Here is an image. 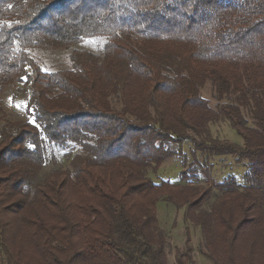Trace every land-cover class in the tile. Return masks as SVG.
Returning a JSON list of instances; mask_svg holds the SVG:
<instances>
[{
  "label": "trees",
  "instance_id": "16d2710c",
  "mask_svg": "<svg viewBox=\"0 0 264 264\" xmlns=\"http://www.w3.org/2000/svg\"><path fill=\"white\" fill-rule=\"evenodd\" d=\"M88 39L104 43L74 49ZM37 49L71 67L45 71ZM14 84L29 120L0 129L9 264H169L161 201L214 264H264V0H0V103ZM222 120L243 145L212 135ZM57 151L68 167L49 170ZM176 157L181 181L155 182ZM227 157L243 183H200Z\"/></svg>",
  "mask_w": 264,
  "mask_h": 264
},
{
  "label": "rangeland",
  "instance_id": "374dc122",
  "mask_svg": "<svg viewBox=\"0 0 264 264\" xmlns=\"http://www.w3.org/2000/svg\"><path fill=\"white\" fill-rule=\"evenodd\" d=\"M103 43V39H88L82 44L76 45L74 49L97 52ZM32 54L45 71L69 69L71 67L68 50L51 51L37 49L33 50ZM21 89L22 85L14 84L13 86L7 87L4 91L0 103V129L7 121L29 120L25 110L26 101ZM202 96L210 101L212 107H215L217 101L214 98V89L211 83H207L203 88ZM211 131L215 138L229 140L236 144L243 145L242 139L226 120L212 124ZM174 147L178 149L179 146L175 145ZM190 148V144L186 143L183 147V152L187 155L188 161L191 162L192 154ZM181 160L182 158L180 157L167 160L156 173H151V178H153L155 182L167 179L179 183L181 181L180 173L183 169ZM49 166V170L56 167H68L64 152L57 151L54 160L51 161ZM210 167H212V169H210ZM206 170H209L207 174H203L202 170H198V175L201 179L200 183L202 184L207 183L209 179H212L216 183L222 182L230 175L236 176L237 179L243 183V176L246 172V168L238 164L233 157L209 162ZM157 216L160 227L165 232L167 245L166 254L169 264H179L180 261L183 264H214L204 254L203 237L200 228L194 226L186 219L185 210L177 209L172 204L161 201L158 204ZM188 246L191 248V251H188ZM0 264H9L7 255L3 252L1 245Z\"/></svg>",
  "mask_w": 264,
  "mask_h": 264
}]
</instances>
